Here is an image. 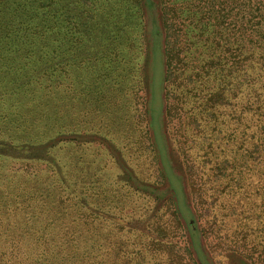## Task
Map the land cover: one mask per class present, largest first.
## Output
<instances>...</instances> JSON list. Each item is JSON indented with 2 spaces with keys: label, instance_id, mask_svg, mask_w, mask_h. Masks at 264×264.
Instances as JSON below:
<instances>
[{
  "label": "rangeland",
  "instance_id": "obj_1",
  "mask_svg": "<svg viewBox=\"0 0 264 264\" xmlns=\"http://www.w3.org/2000/svg\"><path fill=\"white\" fill-rule=\"evenodd\" d=\"M48 9L51 55L0 48V253L17 250L21 264H92L95 253L104 264H199L190 225L210 264H264L261 159L247 154L258 130L230 87L216 98L210 77L201 105L174 71L166 79L139 0Z\"/></svg>",
  "mask_w": 264,
  "mask_h": 264
},
{
  "label": "trees",
  "instance_id": "obj_2",
  "mask_svg": "<svg viewBox=\"0 0 264 264\" xmlns=\"http://www.w3.org/2000/svg\"><path fill=\"white\" fill-rule=\"evenodd\" d=\"M50 1L0 0V48H13L14 55H28L38 48L34 52L42 58L51 55L48 46L56 35L52 12L40 10L44 5L49 7ZM139 4L145 13L153 55L159 52L166 79L174 71L179 81L186 83L182 88L190 89L192 98L199 99L201 105L210 77L218 83L216 98L224 101L223 89L230 87L234 106L243 108L248 130L252 126L258 130V145L251 142L255 133L248 134L247 154L249 159H261L258 170L264 181V0H139ZM178 178L184 185L183 176ZM187 228L198 263L210 264L203 247L199 250L196 246L195 239L200 237L194 226ZM78 238L76 252L84 257L83 238ZM19 242L24 241L16 244ZM35 242L38 245H28L27 251L32 247L38 250L40 238ZM62 249L68 255L69 246H61L58 252ZM99 249L96 246L95 250ZM4 260L6 264H21L17 250L0 253V264ZM92 264H104L99 253L93 254Z\"/></svg>",
  "mask_w": 264,
  "mask_h": 264
}]
</instances>
